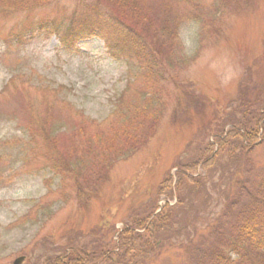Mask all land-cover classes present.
Masks as SVG:
<instances>
[{"label": "rangeland", "instance_id": "rangeland-1", "mask_svg": "<svg viewBox=\"0 0 264 264\" xmlns=\"http://www.w3.org/2000/svg\"><path fill=\"white\" fill-rule=\"evenodd\" d=\"M14 4L0 0V264H49L72 249L97 259L125 226L166 205L190 221L187 232L161 238L162 247L141 264L191 263L247 161L238 150L216 147L214 165L203 159L191 180L177 175L178 167L202 157L223 123L248 120L238 121L242 102L257 96L248 82H264V0ZM85 8L109 22L122 13L145 42L142 31L154 32L146 23L154 15L167 31L148 47L163 51L160 62L179 50L187 67L167 65L161 78L120 50L117 33L91 23L92 33L72 48L49 33L46 22L56 19L65 29ZM252 159L264 167V147ZM80 162L89 172L104 167L92 198L79 197L73 179H63L67 166ZM169 176L175 198L160 193ZM108 263V256L89 262Z\"/></svg>", "mask_w": 264, "mask_h": 264}, {"label": "trees", "instance_id": "trees-1", "mask_svg": "<svg viewBox=\"0 0 264 264\" xmlns=\"http://www.w3.org/2000/svg\"><path fill=\"white\" fill-rule=\"evenodd\" d=\"M14 1L17 3L14 5H23L24 2L31 1L34 4L28 8H33L35 6L42 7L49 0ZM114 5L117 4L114 3ZM102 14L99 17L93 11H88L85 8L81 16L77 12L70 15L68 27L65 29L60 26L56 19L49 21V23L46 22V25L50 30L49 33L58 34L63 45L67 48H72L82 38L88 37L92 33V28L88 27L91 24L117 33L115 41L120 50L130 53L131 56L142 61L143 65L148 64L149 70L157 68L161 78H164L168 71L167 65L172 64L180 68L187 67L189 59L182 58L183 55L179 50L171 60L160 62L159 55L163 54V51L161 49L152 50L148 47L146 42L153 47L152 37L159 30L167 31L164 24L159 25L154 15L153 17L150 16L146 22L149 24V29L154 32L142 31L147 36L145 42L135 31L137 28L127 25L122 13H116L118 19L116 18L115 22H109L107 17ZM249 83L248 89L255 91L257 96L250 102H242L243 110L240 111L242 114H240L241 118L238 121L242 120L245 115L249 117L248 120L246 122L241 121L240 125L233 122L229 126L231 120L223 123L222 126L219 125L221 131L213 135L212 141H208L201 159H196L195 163L178 167L177 175L191 180L203 159H206L203 164L214 165L217 156L216 147L219 150L217 152L232 153L234 150H238L240 158L247 161V168L243 177L237 178L238 181L235 186L229 185L228 190L226 189L225 206L222 213L214 222L207 225L206 232L208 235L200 239L196 248L197 254L191 257L190 262H195L194 264H264V167L258 170L252 159V153L255 149L264 147V82H251L252 85ZM241 86L245 88L243 83ZM124 128L130 132L129 128ZM81 163L84 162L69 164L66 168L69 176H63V179L66 182L69 178L73 179L79 197L88 196L92 198L97 193L96 185L106 176L104 175V167L95 164L93 172H89V166L82 169L77 167ZM82 181L89 184V190L84 189L81 185ZM165 192L169 198H175L172 176L167 177L160 185V193ZM175 208L166 205L160 212L153 215L158 209V207H153V211L148 217L146 216L137 223L132 221V224L125 226L116 237L118 242L112 239L111 245L114 246H107L97 259L93 255V259L89 260L87 254H85L87 257H83L84 254L72 249L73 253L70 252L61 258L52 259L48 263L89 264V262L100 261L108 256V264H141L149 259L152 251L162 247L161 238L170 239L173 235L180 234L178 236H181L187 232L190 221L178 220V212L174 210ZM166 211L168 213L164 214ZM139 230H142L144 234L140 233ZM160 232L162 235L159 237ZM112 248H118V251L115 252ZM112 251L113 253H111Z\"/></svg>", "mask_w": 264, "mask_h": 264}, {"label": "water", "instance_id": "water-1", "mask_svg": "<svg viewBox=\"0 0 264 264\" xmlns=\"http://www.w3.org/2000/svg\"><path fill=\"white\" fill-rule=\"evenodd\" d=\"M22 258H19V259H17L16 261H15V263L14 264H20L21 262H22Z\"/></svg>", "mask_w": 264, "mask_h": 264}]
</instances>
